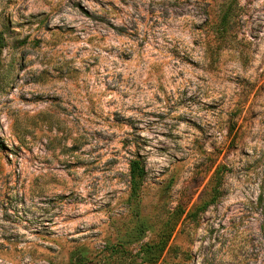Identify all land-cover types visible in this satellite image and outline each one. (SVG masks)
Instances as JSON below:
<instances>
[{"label": "rangeland", "instance_id": "1", "mask_svg": "<svg viewBox=\"0 0 264 264\" xmlns=\"http://www.w3.org/2000/svg\"><path fill=\"white\" fill-rule=\"evenodd\" d=\"M168 234L155 264H264V0H0V264Z\"/></svg>", "mask_w": 264, "mask_h": 264}, {"label": "trees", "instance_id": "2", "mask_svg": "<svg viewBox=\"0 0 264 264\" xmlns=\"http://www.w3.org/2000/svg\"><path fill=\"white\" fill-rule=\"evenodd\" d=\"M144 173L140 165L133 162L130 167V184L132 189L138 187L143 183ZM170 238V234L167 236H160L157 240L151 244H145L141 247L139 253L143 255L142 264H155L160 256L163 254L166 247V243ZM78 264H86V262H78Z\"/></svg>", "mask_w": 264, "mask_h": 264}]
</instances>
